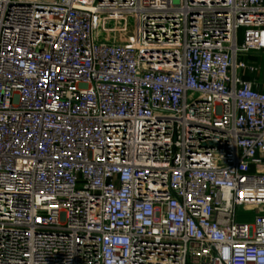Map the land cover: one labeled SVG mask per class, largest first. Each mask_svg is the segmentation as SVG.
Returning a JSON list of instances; mask_svg holds the SVG:
<instances>
[{
    "label": "built area",
    "instance_id": "2783aa9c",
    "mask_svg": "<svg viewBox=\"0 0 264 264\" xmlns=\"http://www.w3.org/2000/svg\"><path fill=\"white\" fill-rule=\"evenodd\" d=\"M263 49L264 0H0V264H264Z\"/></svg>",
    "mask_w": 264,
    "mask_h": 264
},
{
    "label": "crops",
    "instance_id": "0c3cea01",
    "mask_svg": "<svg viewBox=\"0 0 264 264\" xmlns=\"http://www.w3.org/2000/svg\"><path fill=\"white\" fill-rule=\"evenodd\" d=\"M240 41L242 40V34H240ZM244 60L250 64H254L258 71L254 74L249 72L243 73V79L254 83L255 88L264 93V49L262 52L250 53Z\"/></svg>",
    "mask_w": 264,
    "mask_h": 264
},
{
    "label": "rangeland",
    "instance_id": "374dc122",
    "mask_svg": "<svg viewBox=\"0 0 264 264\" xmlns=\"http://www.w3.org/2000/svg\"><path fill=\"white\" fill-rule=\"evenodd\" d=\"M132 23H133V19H130V24H132ZM108 27L113 28L114 23L108 24ZM99 32H101V28L99 29ZM101 35H103L106 38H109V40L116 39L118 36L114 29H110L108 32L103 33ZM236 215H237V221L238 222L252 223L255 219L256 213L253 210H248L244 207H239L236 210Z\"/></svg>",
    "mask_w": 264,
    "mask_h": 264
}]
</instances>
